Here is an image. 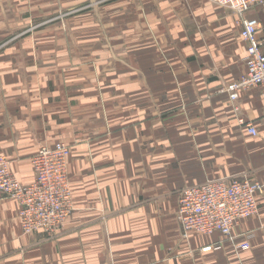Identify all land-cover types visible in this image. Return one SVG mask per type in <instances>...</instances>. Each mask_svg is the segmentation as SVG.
Wrapping results in <instances>:
<instances>
[{
    "label": "crops",
    "instance_id": "1",
    "mask_svg": "<svg viewBox=\"0 0 264 264\" xmlns=\"http://www.w3.org/2000/svg\"><path fill=\"white\" fill-rule=\"evenodd\" d=\"M81 23L94 31L47 34ZM239 30L205 0H0V155L27 185L63 142L73 200L58 231L24 235L0 195V264H264V97L226 92ZM233 177L263 186L257 213L230 240L183 239L179 192Z\"/></svg>",
    "mask_w": 264,
    "mask_h": 264
},
{
    "label": "built area",
    "instance_id": "2",
    "mask_svg": "<svg viewBox=\"0 0 264 264\" xmlns=\"http://www.w3.org/2000/svg\"><path fill=\"white\" fill-rule=\"evenodd\" d=\"M230 10L239 18L240 39L246 47L245 70L240 79L227 86L229 101L235 102L239 92L258 88L264 97V35L259 15L264 16V0H205ZM261 120L264 123V110ZM248 134L257 136L252 124H244ZM70 148L63 142L41 146L31 158L34 178L21 184L9 170V161L0 155V195L17 202L20 231L53 234L71 216L73 200L68 182L67 161ZM263 186L247 178H228L189 186L178 194L176 220L183 239L189 234H218L230 240L237 223L255 215L257 198ZM246 251L247 243L237 246Z\"/></svg>",
    "mask_w": 264,
    "mask_h": 264
},
{
    "label": "rangeland",
    "instance_id": "3",
    "mask_svg": "<svg viewBox=\"0 0 264 264\" xmlns=\"http://www.w3.org/2000/svg\"><path fill=\"white\" fill-rule=\"evenodd\" d=\"M86 11L85 9H81V12H84ZM81 12L79 11V14H81ZM260 17V22H261V25L263 27V30H262V35H264V16L262 15H259ZM46 29H48V32L47 34L49 36H52L54 34H67V33H86V32H92L94 30H88L87 29V26L84 24V23H81L79 25H75V26H66V27H61V26H52L51 28L50 27H47ZM96 31L97 32H102L103 31V25H97L96 26ZM95 31V32H96Z\"/></svg>",
    "mask_w": 264,
    "mask_h": 264
}]
</instances>
